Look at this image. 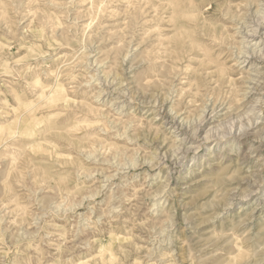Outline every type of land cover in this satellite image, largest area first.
<instances>
[{"label": "rangeland", "instance_id": "obj_1", "mask_svg": "<svg viewBox=\"0 0 264 264\" xmlns=\"http://www.w3.org/2000/svg\"><path fill=\"white\" fill-rule=\"evenodd\" d=\"M263 16L0 0V264H264Z\"/></svg>", "mask_w": 264, "mask_h": 264}, {"label": "bare ground", "instance_id": "obj_2", "mask_svg": "<svg viewBox=\"0 0 264 264\" xmlns=\"http://www.w3.org/2000/svg\"><path fill=\"white\" fill-rule=\"evenodd\" d=\"M166 3H167V1H165ZM171 2V1H170ZM163 4V3H162ZM170 7H172V6H170ZM178 7V6H177ZM166 8H167V6H166ZM258 8V7H257ZM175 14H179V13H175ZM173 15H174V12H173ZM263 18H264V16L260 19V20H258V22H257V28L254 30V32H251L252 34L253 33H258L257 31L259 30V26H260V24L262 23L261 21H263ZM241 19H244V18H241ZM233 20V19H232ZM232 22V21H231ZM237 22H239V21H237ZM241 22V21H240ZM241 24V23H240ZM245 25V24H244ZM251 25V24H250ZM261 27V26H260ZM182 28V27H181ZM241 29V28H240ZM239 31V30H238ZM246 37V36H245ZM242 39V38H241ZM262 57V56H261ZM253 82V81H252ZM52 100H53V96H52ZM51 102H54V101H51ZM110 129H112V128H110ZM177 163V162H176Z\"/></svg>", "mask_w": 264, "mask_h": 264}]
</instances>
